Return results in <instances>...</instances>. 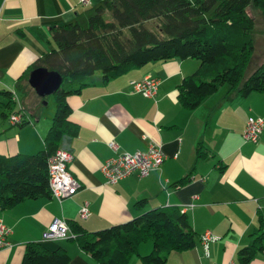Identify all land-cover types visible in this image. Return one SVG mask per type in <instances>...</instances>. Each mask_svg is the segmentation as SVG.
<instances>
[{
    "label": "crops",
    "instance_id": "0c3cea01",
    "mask_svg": "<svg viewBox=\"0 0 264 264\" xmlns=\"http://www.w3.org/2000/svg\"><path fill=\"white\" fill-rule=\"evenodd\" d=\"M107 2L89 0L81 7L77 0H0V88L14 92V109L21 110L25 121L11 124L0 109V155L34 154L43 146L52 113L43 110L47 102L42 96L29 86L19 91L16 83L37 57L55 49L49 30L63 23L83 25ZM198 64L195 58L155 61L107 82H100L101 75L95 73L89 86L67 97L69 122L78 133L63 137L59 148L73 157L67 168L80 185L78 192L61 201L43 197L0 209V220L11 232L10 246L0 250V264H20L26 243L32 241L49 251L60 247L70 258L68 264H99L72 240H42L45 228L60 219L91 233L161 207L186 213L198 237L192 249L174 251L164 264L237 262L238 250L253 241L250 233L261 224L264 229V217L259 221L264 216V126L255 144L242 138L247 118L264 120V92L241 98L224 86L194 110L184 109L178 102V86ZM143 77L158 80L152 99L132 93L130 81ZM111 142L116 152L108 148ZM156 143L165 157L156 171L142 179L132 175L113 186L105 184L100 168L107 158L144 152ZM197 146L207 153L203 158L196 157ZM186 176L184 185L175 188ZM140 201L143 206L136 208ZM84 203L88 217L81 219L78 211ZM205 232L217 238L208 244V257L200 247L199 235ZM151 248L150 240L140 244L127 264H139ZM250 264H264V255L255 256Z\"/></svg>",
    "mask_w": 264,
    "mask_h": 264
},
{
    "label": "trees",
    "instance_id": "16d2710c",
    "mask_svg": "<svg viewBox=\"0 0 264 264\" xmlns=\"http://www.w3.org/2000/svg\"><path fill=\"white\" fill-rule=\"evenodd\" d=\"M252 7L258 8L264 21V0H108L88 16L86 27L76 22L52 27L49 35L55 49L37 57L20 75L16 87L23 92L29 86L32 70L41 67L53 71L62 80L52 93L54 113L40 151L0 155V209L51 197L47 161L61 146L63 137L78 133V127L69 122L67 97L89 86L95 73L101 75L100 82H107L155 61L195 58L199 61L196 71L182 78L178 86V102L184 109L194 110L224 86L241 98L263 93L264 61L244 77L254 49L250 38L254 19L247 14ZM0 95L7 112L2 111V116L20 113L14 109L12 91L0 88ZM196 153L198 159L207 154L198 146ZM187 180L186 176L174 187ZM143 204L140 201L136 208ZM262 219L259 217L260 222ZM67 225L73 234L67 240L76 242L99 264H127L137 247L148 240L151 251L139 259V264H164L171 253L190 250L198 240L187 214L175 207L146 210L129 221L91 233L76 222ZM262 228L261 224L250 233L253 241L238 250L236 263L250 264L256 255H264ZM22 257L20 264H68L70 260L60 247L49 251L33 241L26 243Z\"/></svg>",
    "mask_w": 264,
    "mask_h": 264
},
{
    "label": "built area",
    "instance_id": "2783aa9c",
    "mask_svg": "<svg viewBox=\"0 0 264 264\" xmlns=\"http://www.w3.org/2000/svg\"><path fill=\"white\" fill-rule=\"evenodd\" d=\"M78 5L86 7L89 0H77ZM132 87V93L138 94L146 99L154 98L156 91L158 90L159 84L157 78L143 77L139 81H130ZM14 92L12 100L14 99ZM11 124H19L22 121V117L15 113L10 115ZM264 126V120L260 117L258 119L247 118L245 127L242 130V138L245 143L255 144L259 140L262 127ZM108 148L111 151L116 152L115 143L111 142ZM159 144H150L144 152H131V153H118L114 157L107 158L102 163L100 173L106 180V185L113 186L119 181H123L128 177L134 175L137 178H145L149 176V173L156 171L160 165L164 162L165 157L163 156ZM72 155L70 152L63 148L55 150L54 155L48 159L47 166V179H48V191L53 199L58 201L73 197L80 187L78 181L73 178L68 170L67 163L71 161ZM80 218L88 217V205L83 204L81 209L78 211ZM264 216H262L263 218ZM67 222L60 219L54 220L50 225L45 228L42 234V240H65L68 239L72 234L69 230ZM11 232L8 227L4 226V223L0 220V250L10 246L7 241V237ZM200 247L203 251V255L208 257V244L212 241H216L217 238L210 235L208 232L199 235ZM227 264H237L235 261H229Z\"/></svg>",
    "mask_w": 264,
    "mask_h": 264
},
{
    "label": "rangeland",
    "instance_id": "374dc122",
    "mask_svg": "<svg viewBox=\"0 0 264 264\" xmlns=\"http://www.w3.org/2000/svg\"><path fill=\"white\" fill-rule=\"evenodd\" d=\"M250 12L251 16L254 19V24H253V30L251 31V40L252 42H254L255 44V49L252 53V58L250 60V62L248 63V65L246 66V71H245V75L244 77H248L249 75H251L257 68V66L259 65V63L264 61V21L262 16L260 15V12L258 10V8L256 7H252L250 8V10L248 11ZM82 23H80L81 25ZM82 27H86L87 23H83V25H81ZM259 44H261V46L259 47ZM93 79H96L94 76L92 77ZM21 92H17V96H21ZM42 102L46 103V106L43 107V110H45V112L47 114H53L54 113V108H55V102H54V97L53 95H48L45 96L43 99H41ZM0 101H4L3 98H0ZM18 107V106H16ZM0 109H4V106L2 104H0ZM51 114V115H52ZM53 116V115H52ZM261 254H258L256 256H259Z\"/></svg>",
    "mask_w": 264,
    "mask_h": 264
},
{
    "label": "water",
    "instance_id": "95a60500",
    "mask_svg": "<svg viewBox=\"0 0 264 264\" xmlns=\"http://www.w3.org/2000/svg\"><path fill=\"white\" fill-rule=\"evenodd\" d=\"M61 82V77L53 71L48 72L39 67L28 74L27 83L36 96L44 97L56 92Z\"/></svg>",
    "mask_w": 264,
    "mask_h": 264
}]
</instances>
